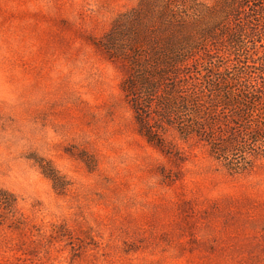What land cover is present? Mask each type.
Returning a JSON list of instances; mask_svg holds the SVG:
<instances>
[{"label":"rangeland","instance_id":"obj_1","mask_svg":"<svg viewBox=\"0 0 264 264\" xmlns=\"http://www.w3.org/2000/svg\"><path fill=\"white\" fill-rule=\"evenodd\" d=\"M140 1L0 0V264H264V164L148 142L100 44L135 7L134 45L205 43L216 0Z\"/></svg>","mask_w":264,"mask_h":264},{"label":"trees","instance_id":"obj_2","mask_svg":"<svg viewBox=\"0 0 264 264\" xmlns=\"http://www.w3.org/2000/svg\"><path fill=\"white\" fill-rule=\"evenodd\" d=\"M159 1V20L176 24L177 0ZM215 3L221 15L205 43L168 55L134 45L135 7L100 44L122 67L120 88L148 142L166 153L176 139L200 144L227 172L245 174L264 164V0Z\"/></svg>","mask_w":264,"mask_h":264}]
</instances>
